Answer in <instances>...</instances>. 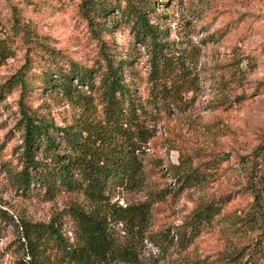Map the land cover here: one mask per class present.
Segmentation results:
<instances>
[{
    "label": "rangeland",
    "instance_id": "obj_1",
    "mask_svg": "<svg viewBox=\"0 0 264 264\" xmlns=\"http://www.w3.org/2000/svg\"><path fill=\"white\" fill-rule=\"evenodd\" d=\"M107 1L123 8L111 7L95 24L83 12L84 0H0V207L19 224L61 220L72 241L71 206L77 203L95 213L96 204L80 193L62 190L51 196L36 184L23 189L16 179L25 149L17 77L27 73L35 80L44 61L33 51L28 56L27 47L35 42L25 43L23 29L61 50V56L96 70L105 68V51L129 59L126 79L137 99L145 101L150 94L148 50L121 12L126 0ZM148 2L143 10L150 21L165 29L173 49L187 56L196 90L178 106L163 109L155 121V136L141 155L140 186L112 189L115 207L142 205L147 224L144 235L134 237L127 223L116 215L108 218L117 251L111 264L264 262V214L252 188L260 186L255 155L264 145V0ZM1 45H6L3 52ZM36 86L26 101L43 117L58 127L75 121L77 104L55 90H43L39 82ZM101 113L98 105L96 117L102 119ZM182 157L192 164L194 178L188 174L184 180L172 168ZM204 204L211 205L213 217L199 234L187 242L170 237ZM0 226V264H14L25 249L13 225ZM127 248L132 255L122 253Z\"/></svg>",
    "mask_w": 264,
    "mask_h": 264
},
{
    "label": "trees",
    "instance_id": "obj_2",
    "mask_svg": "<svg viewBox=\"0 0 264 264\" xmlns=\"http://www.w3.org/2000/svg\"><path fill=\"white\" fill-rule=\"evenodd\" d=\"M126 2L121 12L132 21L135 39L147 48L150 56V94L145 101L137 99L132 83L126 79L131 72L129 59H116L105 51V68L96 70L61 56V50L35 40L28 27L23 29L25 43L35 42L33 47H27L28 56L33 51L44 61L35 80H30L27 73L17 77L21 86L19 122L25 142L24 167L16 174L17 182L23 189L36 184L51 196L62 190L80 193L94 202L97 210L94 213L77 203L71 206L76 224V237L72 241L60 226L61 220L50 223L24 220L19 224L0 207V222L14 226L25 249L24 256L14 264H111L117 251L107 221L113 215L129 225L134 237L144 235L147 224L144 207H115L110 199L112 189L140 186L141 155L155 136V121L163 109L178 106L186 94L196 90V82L187 56L171 47L165 29L151 22L143 10V6H149L148 0ZM115 5L123 8L107 0H84L82 8L90 22L97 24ZM5 48L6 45H1L2 52ZM36 82L43 90H55L78 105L79 115L74 122L65 127L55 126L26 101L30 91L34 93L40 88ZM79 85L88 86V90ZM98 105L102 108V119L95 114ZM255 160L260 186L253 185V195L264 214V145L257 148ZM172 168L184 180L188 174L189 179L194 178L195 171L192 164H187V158L182 157L181 164H173ZM212 217L211 205L199 206L170 237L187 242L186 238L199 234L202 224ZM122 253L132 255L128 248ZM245 264L264 262L250 260Z\"/></svg>",
    "mask_w": 264,
    "mask_h": 264
}]
</instances>
